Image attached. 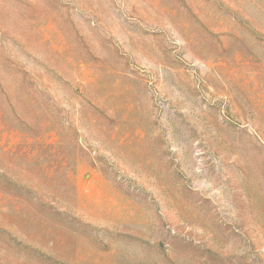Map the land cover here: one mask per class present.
Returning a JSON list of instances; mask_svg holds the SVG:
<instances>
[{"label": "rangeland", "instance_id": "obj_1", "mask_svg": "<svg viewBox=\"0 0 264 264\" xmlns=\"http://www.w3.org/2000/svg\"><path fill=\"white\" fill-rule=\"evenodd\" d=\"M0 264H264V0H0Z\"/></svg>", "mask_w": 264, "mask_h": 264}]
</instances>
